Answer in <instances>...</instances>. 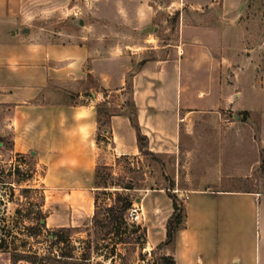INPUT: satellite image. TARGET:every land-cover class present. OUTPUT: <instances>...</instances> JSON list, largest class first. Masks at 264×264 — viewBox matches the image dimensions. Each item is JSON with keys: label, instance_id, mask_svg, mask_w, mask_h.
I'll return each instance as SVG.
<instances>
[{"label": "rangeland", "instance_id": "rangeland-1", "mask_svg": "<svg viewBox=\"0 0 264 264\" xmlns=\"http://www.w3.org/2000/svg\"><path fill=\"white\" fill-rule=\"evenodd\" d=\"M144 1L117 0L116 6ZM154 1L158 0H149ZM184 2L207 10L209 19L222 16L232 23L228 38L224 39L228 41H222L217 55L224 67L222 85L232 88L234 103L196 108L189 114L195 118L193 123L180 126L181 138L175 151L153 153L145 149L119 156L111 151L113 142L104 131L108 114L102 111L94 135L97 147L89 166L95 169L97 165L107 164L106 171L113 174L114 182H132L135 187L129 189L116 184L105 192L96 193L93 173L89 175L86 165L84 171L80 167L67 168L62 163L63 158L57 156L56 147L60 141L52 140L46 135L45 127L32 120L31 124L19 125L15 121V102L1 101L0 264H31L25 260L14 261L15 251L47 255L59 250L51 241V231L62 225L77 228L71 232L65 247V250L73 247L75 258L64 257L61 263L50 264H159V256L170 247L159 238L173 210L171 196L178 204H184L183 190L175 183L181 184L186 173L195 180L206 172L204 174L213 180L210 181L212 185L252 188L264 193V0ZM108 8L109 0H22L20 25L49 40H87L104 48L111 36L121 41L128 33L139 38L142 33L152 31V28H145L146 25L131 29L124 23V10L119 11L118 20ZM189 15L198 17L195 13ZM114 20L117 22L115 35L109 28ZM161 21L157 42L166 44L172 37L175 39L176 22L171 14ZM166 48L158 49V54H165ZM146 54L150 55V51ZM140 62L134 61V65ZM88 82L95 84L94 79ZM192 84L203 87L200 76ZM89 96L83 93L74 102L89 103L92 100ZM126 97L127 108L133 113L129 93ZM108 100L111 105L106 103ZM120 100V93H111L109 99L101 103L111 113L119 110L112 104ZM204 101L205 97L199 99L201 104ZM187 129L193 136L184 135ZM115 190L128 196L131 206H138V217L134 219L127 210L124 219L117 221H120L117 223L119 229L107 232V226L92 224L94 196L100 216H103V209L112 202L114 193L111 192ZM38 209L45 222L42 227L35 225ZM32 224L34 227L30 228ZM255 224L256 264H264V218L259 208ZM1 238H4L2 243ZM83 252H87L88 258L82 257ZM47 256L36 260L51 261Z\"/></svg>", "mask_w": 264, "mask_h": 264}, {"label": "crops", "instance_id": "crops-1", "mask_svg": "<svg viewBox=\"0 0 264 264\" xmlns=\"http://www.w3.org/2000/svg\"><path fill=\"white\" fill-rule=\"evenodd\" d=\"M184 1L146 0L117 7V0H109L108 10L118 20L122 9L124 23L131 29L146 25L152 31L139 38L128 33L121 41L111 36L104 48L93 41L58 42L40 36L20 25L22 0H0V103L14 101L19 125L34 122L45 127L46 135L60 141L56 151L62 163L83 171L86 165L89 175L94 174L89 165L97 147L96 105L109 99L111 93H120L121 97L119 103L112 104L119 110L108 115L104 129L113 142L114 155L140 151L132 114L146 136L149 151H175L179 148L180 126L193 123L195 118L189 114L196 108L235 101L232 88L222 85L224 67L217 55L232 23L222 16L209 19L207 10ZM170 14L176 22L175 39L159 44L161 18ZM116 23H109L113 35ZM163 47L167 48L160 56L157 50ZM134 61L141 62L134 65ZM198 76L203 87H193ZM83 93L90 94L92 100L75 103ZM128 93L134 113L127 108ZM203 97L201 104L199 99ZM106 103L111 105L110 100ZM184 135L193 136L189 129ZM204 173L196 182L186 173L181 184L175 183L183 190L182 195H187L186 215L173 248L168 247L163 254H172L176 264H256L255 223L258 208L264 218V193L212 185L211 177ZM165 237L164 231L159 241Z\"/></svg>", "mask_w": 264, "mask_h": 264}, {"label": "trees", "instance_id": "trees-1", "mask_svg": "<svg viewBox=\"0 0 264 264\" xmlns=\"http://www.w3.org/2000/svg\"><path fill=\"white\" fill-rule=\"evenodd\" d=\"M130 105L132 106V112H135V107H134V103L133 101L130 102ZM106 107L103 106L102 103H98L96 105V112H97V120L99 121L100 118V114L101 112H107L106 114H110L109 111H106L107 109H105ZM131 121L136 129V138H137V143H138V147L139 150L142 152L144 151L146 148V136L145 134H143L140 130V127L137 123V121L135 120L134 116H131ZM147 151H149L147 149ZM108 168L107 164H101V165H97L94 169V174H93V186H94V190L96 193L98 192H105L106 190H108V188H110L111 186H115L116 184L121 186V187H126V188H134L135 186L132 184V182H123V183H116L113 181L114 176L110 171H106V169ZM18 170V168H17ZM15 180V179H14ZM2 180L0 179V182ZM16 181L19 183L20 179L17 178ZM28 188H22V190L26 191ZM112 194L114 193V196L112 197V202L109 204H106V206L103 209V216H100V210L97 204V197L96 195L94 196V204H95V209L94 212L92 214V224L93 225H104L107 226V232L111 231L112 229H119V222H117L118 220H122L124 213L129 210V208L131 207L132 204V200L122 194L121 192H118L117 190H115L114 192H111ZM172 205H173V210L170 214V216L168 217L166 224H165V240L164 242L169 243L170 244V248H173L174 246V240H175V234L176 232L183 226L184 224V219H185V215H186V211H185V205L184 204H178L177 200L175 197H172ZM37 216H36V221H35V225L38 227H42L45 222L42 219V212L40 209L37 210L36 212ZM117 224V226H116ZM34 224L30 225L29 227L32 228ZM76 226H66V225H62V226H58L56 228H54L51 231V241L53 243L56 244L57 249L54 252H52V254L48 253L43 254V255H39L36 251L33 252H28V251H23V252H16L13 253L14 257V261H18V260H25L26 262H29L31 264H50V263H61L64 259V257H71V258H75L74 254H73V247H71L69 250H65V247L68 246V242H69V236L71 234L72 231L76 230ZM4 238H1V243L3 241ZM119 241H123L122 239H120ZM62 243V245H61ZM89 245H90V241L88 240L87 243V248L89 250ZM64 248V249H63ZM46 256L51 259V261L48 262H37L36 258H46ZM52 257V258H51ZM82 257L84 258H88L87 257V252H83L82 253ZM159 264H176L175 263V259L174 256L172 254H161L159 256Z\"/></svg>", "mask_w": 264, "mask_h": 264}, {"label": "built area", "instance_id": "built-area-1", "mask_svg": "<svg viewBox=\"0 0 264 264\" xmlns=\"http://www.w3.org/2000/svg\"><path fill=\"white\" fill-rule=\"evenodd\" d=\"M187 198V195H183V199ZM130 213L133 215L134 219L138 217L137 212H138V206H131L129 208Z\"/></svg>", "mask_w": 264, "mask_h": 264}, {"label": "water", "instance_id": "water-1", "mask_svg": "<svg viewBox=\"0 0 264 264\" xmlns=\"http://www.w3.org/2000/svg\"><path fill=\"white\" fill-rule=\"evenodd\" d=\"M31 152H33V153H34V150H31Z\"/></svg>", "mask_w": 264, "mask_h": 264}]
</instances>
